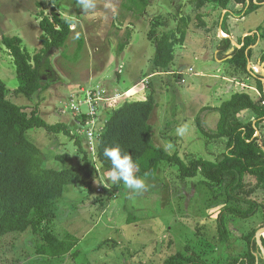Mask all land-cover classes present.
Here are the masks:
<instances>
[{
  "label": "rangeland",
  "instance_id": "1",
  "mask_svg": "<svg viewBox=\"0 0 264 264\" xmlns=\"http://www.w3.org/2000/svg\"><path fill=\"white\" fill-rule=\"evenodd\" d=\"M190 1L147 0L141 9L140 0H94L95 7L84 11L77 0H0V39L4 35L20 37L21 45L31 55L41 48L40 12L72 17L74 25L69 24L71 32L65 45L50 50L45 56L41 67L44 90L30 99L13 94L19 81L13 58L1 41L0 78L9 88L13 102L25 107L36 105L46 122L65 123L81 140L92 164L89 179L96 190L89 194L87 186L74 183L66 187L56 204V218L51 228L59 237L66 232L78 237L74 256L38 255L35 249L39 237L24 231L0 237V264H162L168 254L187 243H199L196 248L207 252L209 262L222 264L229 257L246 251V243L238 239L242 224L233 220L228 225L237 238L230 239L224 246L218 245L214 219L219 205H211L215 199L200 174L180 180L176 165L161 162L154 176L143 177L144 190L135 192L123 184L110 200L101 193V189L112 182L108 179L109 171L100 166L95 156L98 129L124 101L145 100L151 87L156 107L149 122L155 145L168 153H178L184 161L190 157L214 161L225 150L223 139L208 140L195 123L198 117L203 126L214 129L219 114L209 105H218L228 98L227 94L219 96L222 75L212 72L215 67L200 66V62L205 61L199 53L202 43L209 49L211 44L215 48L219 42L212 40L205 30L197 29L191 21L187 34L204 33L202 43L187 41L186 47L181 49V44L176 43L173 62L165 70L156 69L152 64L154 43L148 38L151 22L155 18L164 22L158 32L175 28L180 16L193 17L195 12ZM259 7L260 10L248 12L243 18L239 16L236 21L226 17L223 27L230 25L240 33L250 23H255L262 33L264 3ZM203 14L207 27L210 26L215 35L213 22L220 18L221 10L209 3L203 8ZM210 57L213 59L212 53ZM222 65L225 75L240 80L239 91L247 90L253 98L259 97V92L256 95L250 90L255 85L250 77L241 80L239 78L243 77L236 74L227 61H222ZM189 66L194 70L189 72ZM200 70L206 74H194ZM89 98L96 102L97 111L91 140L84 131L85 127L87 130L91 127L87 125L91 122L86 123L88 118L80 113L88 109ZM71 104L79 106L78 113L70 110ZM181 126L187 129L183 136L176 132ZM27 134L45 154V164L60 168L61 164L54 159L63 152H68L74 163H81V154L69 136L43 128L30 129ZM255 135L260 136L258 132ZM260 137L263 144L264 127ZM96 197L100 199L95 200ZM254 198L264 203V194ZM129 217L134 220L127 222Z\"/></svg>",
  "mask_w": 264,
  "mask_h": 264
},
{
  "label": "trees",
  "instance_id": "2",
  "mask_svg": "<svg viewBox=\"0 0 264 264\" xmlns=\"http://www.w3.org/2000/svg\"><path fill=\"white\" fill-rule=\"evenodd\" d=\"M140 1L141 9H144L147 0ZM190 2L195 12L193 17L180 16L175 28L158 32V27L163 26L164 22L159 18L151 22L148 38L154 43L152 64L156 69L165 70L170 67L174 59V45L183 43L191 21L196 28L206 32L211 30V27L207 30V23L203 19V8L207 4L211 3L219 10H226L221 27L228 34L223 27L226 17L232 13L236 16L246 15L256 10L264 0ZM39 16L41 48L33 55L21 45L18 36L4 35L0 39L13 58L19 81V86L13 90V94H22L27 99L46 88L41 78L45 56L50 50L63 47L71 32L65 17L59 16L58 13L52 12L48 16L40 12ZM219 21L216 19L213 23L217 26ZM255 37L256 34L245 36L243 45L237 47L231 45L228 37L222 36L218 44L219 52L228 55L226 61L236 74L243 78H254L260 95L253 98L247 92L239 91L222 101L219 106L213 108L219 117L212 130L203 126L202 121L196 118L197 127L208 140L225 141V150L214 161L200 157H190L184 161L178 153H168L161 146L154 144L153 127L149 122L156 107L152 87L145 100H126L111 111L104 121L95 145L98 163L109 172L112 170L111 162L103 156V151L106 147L118 145L122 154L132 157L137 165L135 175L140 178L154 176L161 162L176 165L180 180L200 174L203 179L201 181L212 191L211 197L215 199L211 205H219L214 219L218 245L224 246L236 237H233L229 222L233 220L242 224L238 239L246 243V251L229 257L222 264H264L254 238L256 230L264 226V203L254 198L264 194V143L259 140L264 127V83L261 82L264 75L247 68L252 56V50L247 47L254 42ZM258 56L259 63L262 64L264 53ZM262 68L264 69V66ZM9 96V88L0 78V237L29 231L39 237L36 254L49 258H62L67 254L74 256L77 253L74 248L78 237L70 232L59 237L51 228V224L56 218V204L67 186L78 183L87 186L89 194L96 192L89 179L92 164H89L88 152L65 123L50 124L39 115L36 105L25 107L13 102ZM33 128H43L48 132L62 133L72 138L81 154V163H74L72 156L63 152L56 154L54 159L61 164L60 168L45 164V154L28 137L27 132ZM256 132L260 136L255 135ZM122 185L123 182L112 183L103 187L101 193L110 200L117 195ZM98 199L100 198H95ZM131 220L134 218H127V222ZM261 241L264 246L263 236ZM198 244H185L182 249L168 254L162 264H212L207 258V252L196 248Z\"/></svg>",
  "mask_w": 264,
  "mask_h": 264
},
{
  "label": "crops",
  "instance_id": "3",
  "mask_svg": "<svg viewBox=\"0 0 264 264\" xmlns=\"http://www.w3.org/2000/svg\"><path fill=\"white\" fill-rule=\"evenodd\" d=\"M236 9H238V7L235 8V10ZM258 10H260V7H258L256 10H254V12L258 11ZM225 12H226L225 9L221 10V16H220L219 20H221L223 18ZM239 16L238 15L236 16L233 13L229 15L230 20L233 19L234 21H236ZM243 16H245V15H243ZM243 16H240V17L243 18ZM249 25L250 26H247L243 30H241L240 33H237V31H235L234 29H231L230 25H227L228 26V27H226V30L228 32V34H227V33H225L222 30L221 21H220V23H218V25L216 26V29H215L216 30V34L212 35V32L209 29L208 35H209V37H211L212 40L215 39L216 42L217 41L220 42L222 36H226V37H228L230 39L231 45L240 47V46L243 45V40H244L245 36H247V35H251L252 36L253 34H256L254 42L247 47V49H251L252 50V56L249 58V61H248V64H247V68H248V70L252 69L253 72H255V73L261 72L264 75V69L262 68L264 66V62L262 64H260L259 63L260 62V58L258 56L260 53H264V30H263L262 33H260V31L258 30V25L257 24L250 23ZM209 27L210 26L207 27V30H208ZM197 29H200V28H197ZM200 30H202V29H200ZM203 35H204V33H203ZM203 35L200 34V33H198V35H196L194 33L187 34V32H186L185 39H184L183 43L181 45H179V48L181 49L182 47L183 48L186 47L185 45H186L187 41L193 42L195 40H199L202 43L201 39H203ZM238 39H239V41H238ZM215 43H214V45H215ZM216 46L214 48L212 46V44H211L210 48L208 49V48H205L204 44L202 43V48L203 49L202 50L200 49L199 53H200L201 56H203V58H205L204 59L205 61L200 62V66H202L204 68L206 66L215 67L214 68L215 70H212V72L220 73L222 75L220 77L221 83H220V88H219V96L222 93L223 96H225V94H227L228 98H229L233 93L239 92V89L241 87L240 86V80H238L237 77H234V76H231V75H225L223 73V67L224 66L222 65V61H226L228 55L227 54L223 55V53H220L218 45H216ZM205 49H207V50H205ZM203 50H205V52ZM214 50H215V53H214ZM180 53H181V51H180ZM211 53L213 54V59H211V57H210ZM173 54H175V50L173 51ZM187 70L189 72H191L194 69L192 68V66H189V68ZM194 74L195 75H198V74L199 75H205L206 73L204 71L200 70L198 72H195ZM252 75L254 76V73ZM239 79L242 80L244 78H239ZM251 80L254 81V78L251 77ZM244 82H245V80H243V83L241 82V84H244ZM261 82L264 83V78H261ZM250 90L254 91V93L256 95H259V93H258L259 91L256 89L255 85L251 86ZM245 92H247V90H245ZM262 93L264 94V86H263ZM228 98H226L225 100H227ZM222 101H224V100H222ZM216 104L209 105V107L210 106L217 107L221 103H219L218 105H216Z\"/></svg>",
  "mask_w": 264,
  "mask_h": 264
},
{
  "label": "clouds",
  "instance_id": "4",
  "mask_svg": "<svg viewBox=\"0 0 264 264\" xmlns=\"http://www.w3.org/2000/svg\"><path fill=\"white\" fill-rule=\"evenodd\" d=\"M77 3L84 11L95 7L94 0H77ZM65 22L74 25L72 17H65ZM187 131L186 127L181 126L176 129L178 135L183 136ZM103 156L111 162L112 170L108 173V179L112 183H120L135 192L144 190L146 185L143 178L135 175L137 165L128 154H122L121 148L117 146L106 147Z\"/></svg>",
  "mask_w": 264,
  "mask_h": 264
},
{
  "label": "built area",
  "instance_id": "5",
  "mask_svg": "<svg viewBox=\"0 0 264 264\" xmlns=\"http://www.w3.org/2000/svg\"><path fill=\"white\" fill-rule=\"evenodd\" d=\"M89 101H87L86 105L88 107V109H86V112H81L83 115L86 116V119L88 118V121H86V123L88 122H91L87 125H91V127L87 130L86 127L84 128V131L86 132V135L87 137L91 140L93 139V135H94V123H95V120H97V111H96V106L94 105L96 102H92V100L89 98L88 99ZM70 110H73V111H76L77 113L79 112V106H75V104H71L70 105ZM101 128L98 129V134L96 135V137L99 135L102 127H103V124L100 126ZM93 144V143H91Z\"/></svg>",
  "mask_w": 264,
  "mask_h": 264
},
{
  "label": "water",
  "instance_id": "6",
  "mask_svg": "<svg viewBox=\"0 0 264 264\" xmlns=\"http://www.w3.org/2000/svg\"><path fill=\"white\" fill-rule=\"evenodd\" d=\"M262 236L264 237V226H260L254 234V238H255L256 243L259 247L260 253L264 259V246H263L262 241H261Z\"/></svg>",
  "mask_w": 264,
  "mask_h": 264
}]
</instances>
